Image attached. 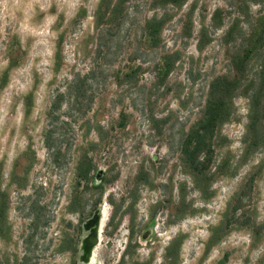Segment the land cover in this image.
Instances as JSON below:
<instances>
[{
  "label": "rangeland",
  "instance_id": "374dc122",
  "mask_svg": "<svg viewBox=\"0 0 264 264\" xmlns=\"http://www.w3.org/2000/svg\"><path fill=\"white\" fill-rule=\"evenodd\" d=\"M99 1L0 0V264H264V94L256 122L240 95L264 53V0H111L108 28ZM245 56L195 174L181 136Z\"/></svg>",
  "mask_w": 264,
  "mask_h": 264
},
{
  "label": "trees",
  "instance_id": "16d2710c",
  "mask_svg": "<svg viewBox=\"0 0 264 264\" xmlns=\"http://www.w3.org/2000/svg\"><path fill=\"white\" fill-rule=\"evenodd\" d=\"M119 4H113L111 0H100L97 10L95 12V24L99 28H108L110 21H112L115 13L117 12ZM162 17V16H161ZM153 17L146 25V30L152 41L157 38L160 26L162 24V18ZM264 18V13L262 19ZM178 54L172 53L165 58L160 67L156 64L161 71L162 76H166L171 66L176 62ZM247 56L245 58H235L233 63L237 74L229 79L228 76H218L210 84L209 98L206 102L204 113L202 117L187 131L184 132L180 139L179 153L183 163L195 174H202L208 163L212 152V139L218 125L225 119L227 110L232 104V93L236 91L241 85V80L245 79L244 71L247 65ZM257 72H255V78L250 81L251 93L247 94L249 87L244 89V92L238 94L245 96L249 103L250 121L254 122L255 115L253 111L258 108L261 101V97L264 94V53L260 56L259 66ZM246 91V92H245ZM62 101V94H58L49 108V114L53 113L55 109L60 106ZM256 122V121H255ZM123 125V122L120 123ZM45 143L48 149H53V143L50 134L45 136ZM59 153V148H54ZM88 169L80 168L78 175L80 177H86L89 173ZM99 198L95 201L98 203ZM2 217V211L0 210V218ZM225 257L217 264H224Z\"/></svg>",
  "mask_w": 264,
  "mask_h": 264
},
{
  "label": "water",
  "instance_id": "95a60500",
  "mask_svg": "<svg viewBox=\"0 0 264 264\" xmlns=\"http://www.w3.org/2000/svg\"><path fill=\"white\" fill-rule=\"evenodd\" d=\"M100 213H95L89 222H87V227H93L91 234L86 238L85 244L87 249L98 243V237L96 235L97 225H98V216ZM88 252V251H87ZM85 258H88V253L85 255Z\"/></svg>",
  "mask_w": 264,
  "mask_h": 264
},
{
  "label": "bare ground",
  "instance_id": "6f19581e",
  "mask_svg": "<svg viewBox=\"0 0 264 264\" xmlns=\"http://www.w3.org/2000/svg\"><path fill=\"white\" fill-rule=\"evenodd\" d=\"M103 217H104V216H103V214H102V215H101V220H100L101 222H100V224H103Z\"/></svg>",
  "mask_w": 264,
  "mask_h": 264
}]
</instances>
